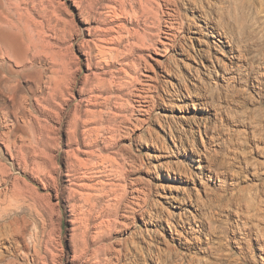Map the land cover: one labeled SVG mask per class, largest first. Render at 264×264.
I'll return each instance as SVG.
<instances>
[{"label":"rangeland","instance_id":"374dc122","mask_svg":"<svg viewBox=\"0 0 264 264\" xmlns=\"http://www.w3.org/2000/svg\"><path fill=\"white\" fill-rule=\"evenodd\" d=\"M173 1L0 0V264H264V0Z\"/></svg>","mask_w":264,"mask_h":264},{"label":"bare ground","instance_id":"6f19581e","mask_svg":"<svg viewBox=\"0 0 264 264\" xmlns=\"http://www.w3.org/2000/svg\"><path fill=\"white\" fill-rule=\"evenodd\" d=\"M164 1V0H163ZM189 1H193L194 3L192 4V7H194L199 13L201 12L202 14H204L205 12H204V7L203 6H201V5H199V4H197L196 3V1L197 0H174L173 2H172V4H173V7H174V11H175V14H176V17H178V20H179V29L181 30V31H183V32H187L188 30H190V28L191 27H193V24L191 23V22H193V20H191V18L190 19H188L185 15H183L182 13H181V10L182 9H184V7H182L183 5H187V2H189ZM167 2V1H166ZM203 2H204V0H203ZM171 3V2H170ZM184 3V4H183ZM171 4V5H172ZM205 15V14H204ZM206 18V17H205ZM163 23L164 24H166V25H169V28L170 29H174V27H173V23L171 22V19L169 18V15H167V17H164V19H163ZM195 27V26H194ZM193 27V28H194ZM9 35V34H8ZM191 39V38H190ZM192 39H195V40H197L196 38H192ZM114 50H109L108 52H106V51H101L100 49H98V53H99V55L101 56V57H108V58H113L114 57V52H113ZM211 61V63H210V66H212L213 67V70L215 71H222V74H223V76H222V79H226V81H228V80H230L232 77H233V74L231 73V72H228V68H227V66H230V64L229 65H225V63L223 64L222 62V64L217 60V58H215V59H211L210 60ZM216 66H217V68H216ZM224 72H226V73H224ZM218 73V72H217ZM224 74H226L228 77L226 78L225 77V75ZM220 75H221V73H220ZM39 126V125H38ZM222 174H224V173H217V179L219 180V181H221L222 179H220L221 177H223V176H221ZM216 175V174H215ZM260 208L258 207V208H256V209H254V210H256V214L258 215V216H264V211L263 212H261L260 210H259ZM257 215H256V217H257ZM254 216V215H253ZM249 220V219H248ZM23 222V221H22ZM246 222V221H245ZM262 223H263V221H261ZM19 224H18V222L17 221H9L7 224H5L4 225V229H5V231L1 234V236H4L7 240H12L11 241V243H13L14 244V246L13 245H11L10 244V247H12L13 249H17L18 248V245L19 244H17L18 242H17V240L19 239V236L20 235H24V233H23V228H22V225L19 227L18 226ZM26 228V227H25ZM260 229V228H259ZM25 230V229H24ZM258 230V229H257ZM258 232V231H257ZM262 235V234H261ZM36 243V242H35ZM35 243H33L32 242V248H34V249H36V244ZM260 246V245H259ZM10 247H8L6 250H7V252H9L12 248H10Z\"/></svg>","mask_w":264,"mask_h":264}]
</instances>
